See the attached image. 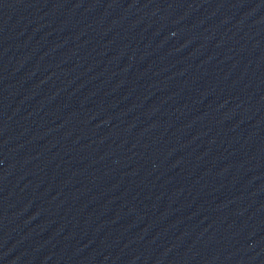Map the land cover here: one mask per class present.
<instances>
[{"label": "water", "instance_id": "95a60500", "mask_svg": "<svg viewBox=\"0 0 264 264\" xmlns=\"http://www.w3.org/2000/svg\"><path fill=\"white\" fill-rule=\"evenodd\" d=\"M0 264H264V0H0Z\"/></svg>", "mask_w": 264, "mask_h": 264}]
</instances>
